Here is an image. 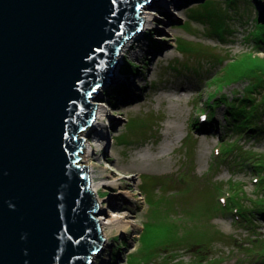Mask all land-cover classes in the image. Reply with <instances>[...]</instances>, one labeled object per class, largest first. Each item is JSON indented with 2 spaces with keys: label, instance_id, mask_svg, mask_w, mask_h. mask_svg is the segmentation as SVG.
<instances>
[{
  "label": "rangeland",
  "instance_id": "1",
  "mask_svg": "<svg viewBox=\"0 0 264 264\" xmlns=\"http://www.w3.org/2000/svg\"><path fill=\"white\" fill-rule=\"evenodd\" d=\"M257 1L143 7L157 15L139 34L138 57L117 58V74L92 94L108 109V148L84 161L85 145L96 149L95 141L77 135L79 163L119 183L93 195L98 227L110 198L132 210L121 209L130 226L108 231L91 264H264V181L257 180L264 168L255 166L264 165V109L253 118L246 109L234 129L226 105L246 92L252 105L264 102V43L254 36L264 3Z\"/></svg>",
  "mask_w": 264,
  "mask_h": 264
},
{
  "label": "water",
  "instance_id": "2",
  "mask_svg": "<svg viewBox=\"0 0 264 264\" xmlns=\"http://www.w3.org/2000/svg\"><path fill=\"white\" fill-rule=\"evenodd\" d=\"M156 2L0 0V264H91L103 249L77 135Z\"/></svg>",
  "mask_w": 264,
  "mask_h": 264
},
{
  "label": "bare ground",
  "instance_id": "3",
  "mask_svg": "<svg viewBox=\"0 0 264 264\" xmlns=\"http://www.w3.org/2000/svg\"><path fill=\"white\" fill-rule=\"evenodd\" d=\"M164 4L166 6V2L163 3V5ZM172 4L174 5L175 3L173 2ZM165 6H162V7L159 6V7L164 9ZM174 7H176V4ZM155 10L157 9H154L152 11H149V10L147 11L145 10V8L142 9L144 21H143V27H142L141 32L133 35L123 44V46L121 47L119 51L117 58L122 59L123 56L126 55V53L127 54L130 53L131 56L135 54V56L138 57V54H139L138 52L142 50L140 46L139 34L144 33L146 29H148V26H151L154 23L153 16L157 15V13L154 12ZM165 11L169 12L170 10L168 11L165 9ZM91 100L95 101L94 102L95 108H96L95 114H94L92 123L84 131L88 130V133H92L93 135L92 137H89L85 135V133L83 132H81L80 135L84 136L87 140H92L93 142L95 141L96 149H94L91 141L87 142V144L85 145L84 152H83L84 161L85 160L88 161L91 156H95V154L99 153L100 151L104 152L106 148H108V140H109L108 130L105 126L106 125L105 120L108 116V109L102 103L96 104L97 99H91ZM94 168L95 166L91 164L89 169H87L88 188L93 195H96V194L98 195L99 190L102 187H114L119 184L118 179L116 178H111V179L102 178L100 174L94 171ZM119 194H121L125 198H131L133 196V193H131L130 191H120ZM119 200L125 202L124 199L122 198L114 199V197H112L109 199L108 208H110V210H107L106 212L107 214L106 222L99 221V223H101L100 230L102 231V235L104 238H108V234H109L108 231H110L111 229H116L117 233H119L121 228H128L130 226V217H131L130 214L125 211H121V209L127 207V211L132 212V210H130L129 207L124 203H121V205L118 204L117 202ZM101 218L102 217L100 216L97 217L98 220H101ZM106 228L108 229L107 231H106ZM93 257L94 256H92V258Z\"/></svg>",
  "mask_w": 264,
  "mask_h": 264
},
{
  "label": "trees",
  "instance_id": "4",
  "mask_svg": "<svg viewBox=\"0 0 264 264\" xmlns=\"http://www.w3.org/2000/svg\"><path fill=\"white\" fill-rule=\"evenodd\" d=\"M237 0H231V4H234ZM244 1V0H243ZM262 1V3H264V0H258L256 4H259L260 2ZM209 4V1L207 2H204L203 4L199 5V7H201L202 5H208ZM198 7V8H199ZM263 18H264V15H263ZM257 34H255V38H257L260 43H264V23L262 25H260V29H259V32L256 31ZM257 40V41H258ZM258 41V42H259ZM259 43V44H260ZM259 46V45H258ZM182 51H184L183 49H188L187 47H180ZM131 64L127 63L124 65V70L128 71L129 68H130ZM250 87H252L253 89L254 88H257L258 86H262L261 84H256V85H252V83L249 85ZM250 89V88H249ZM250 91V90H248ZM249 92H246V95H244L243 97L239 98L240 100V103H227V112H228V115H229V121H230V124H232V126L234 127V129L236 128H240L241 126L238 125V121L243 118V117H247L246 115V109H247V112L249 111L250 115L249 117L253 118L254 116L257 117V114L259 112H263V109H264V102H262V106H261V103H254L253 105L250 103L252 102V98H251V95L248 94ZM224 101H225V98H224ZM263 101H264V98H263ZM250 104V107L247 108V106H249ZM263 108V109H262ZM244 127H242L243 129ZM246 129L248 130H256V128H250V127H245ZM256 167H260V168H264V165H262L261 163H258L255 165ZM257 180H261V181H264V177L261 176L260 178H258ZM260 205H262V207H264V203H260ZM264 210V209H262ZM239 212V211H238ZM242 212V211H241ZM240 212V213H241ZM258 214H259V211L257 210ZM243 213V212H242ZM262 214V217H264V212L261 213ZM260 215V214H259ZM162 221H167V219H162ZM171 223V222H169ZM172 224V223H171ZM165 226H168L166 224H163ZM162 226V225H161ZM169 228V227H168Z\"/></svg>",
  "mask_w": 264,
  "mask_h": 264
}]
</instances>
